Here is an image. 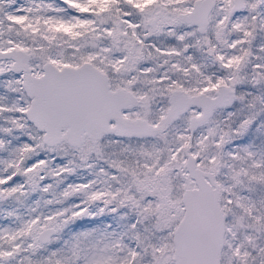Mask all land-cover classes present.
<instances>
[{"label": "snow or ice", "instance_id": "snow-or-ice-1", "mask_svg": "<svg viewBox=\"0 0 264 264\" xmlns=\"http://www.w3.org/2000/svg\"><path fill=\"white\" fill-rule=\"evenodd\" d=\"M0 264H264V0H0Z\"/></svg>", "mask_w": 264, "mask_h": 264}]
</instances>
